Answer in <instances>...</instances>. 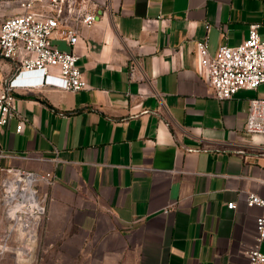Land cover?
Returning <instances> with one entry per match:
<instances>
[{"label":"crops","instance_id":"0c3cea01","mask_svg":"<svg viewBox=\"0 0 264 264\" xmlns=\"http://www.w3.org/2000/svg\"><path fill=\"white\" fill-rule=\"evenodd\" d=\"M96 1L99 17L73 47L87 87L18 92L21 116L0 128V179L10 165L54 175L40 185L54 224L83 231L100 264H248L263 208L246 197L264 196V133L246 122L264 87L218 99L197 41L208 38L215 53L254 22L264 36V0ZM23 11L20 0H0V23ZM15 67L0 55V82ZM0 264L20 263L5 253Z\"/></svg>","mask_w":264,"mask_h":264},{"label":"built area","instance_id":"2783aa9c","mask_svg":"<svg viewBox=\"0 0 264 264\" xmlns=\"http://www.w3.org/2000/svg\"><path fill=\"white\" fill-rule=\"evenodd\" d=\"M24 11L11 15L0 23V55L11 59L16 67L10 77L0 82V128L19 117L17 100L21 89H38L47 85L77 91L87 87L80 67L79 54L74 50L83 27L93 25L100 12L96 0H20ZM38 7V8H37ZM211 27L210 23L207 28ZM259 23L249 27V35L238 45L220 44L213 53L208 38L197 41L202 67L208 83L218 99L233 97L241 89H257L264 84V36ZM62 39L72 46L63 49L54 43ZM130 76L136 77V64H130ZM20 118L18 128L23 125ZM248 133H264V97L249 99ZM0 179V209L7 227L0 229V255L14 252L17 263L35 264L41 257L38 247L39 228L43 223L48 192L38 186H51L56 178L21 167H4ZM32 179L31 184L29 178ZM32 194L36 196L33 203ZM248 206H260L263 211L255 219L256 233L247 249L248 264H264V196L248 191ZM228 207L236 208V201ZM169 207L165 211H169ZM22 242L23 244H17ZM16 244V245H15Z\"/></svg>","mask_w":264,"mask_h":264},{"label":"rangeland","instance_id":"374dc122","mask_svg":"<svg viewBox=\"0 0 264 264\" xmlns=\"http://www.w3.org/2000/svg\"><path fill=\"white\" fill-rule=\"evenodd\" d=\"M261 87H264V84ZM38 186H40V182ZM46 187L48 186L46 185ZM51 203V193L49 192L45 201L43 223L39 228V236L41 235L38 239V247L41 249L39 264H100L99 248L96 244L85 242L83 231L75 225H72L71 228H62L54 224L57 220L53 217ZM68 215L69 213H66V219ZM17 244L23 243L18 242ZM90 247L95 253L88 251ZM12 254L14 255V252Z\"/></svg>","mask_w":264,"mask_h":264},{"label":"bare ground","instance_id":"6f19581e","mask_svg":"<svg viewBox=\"0 0 264 264\" xmlns=\"http://www.w3.org/2000/svg\"><path fill=\"white\" fill-rule=\"evenodd\" d=\"M31 182H32V179L29 178V183L31 184ZM32 197H33V203L35 204L36 203V196L32 194Z\"/></svg>","mask_w":264,"mask_h":264}]
</instances>
